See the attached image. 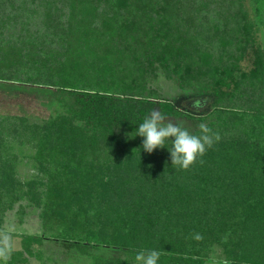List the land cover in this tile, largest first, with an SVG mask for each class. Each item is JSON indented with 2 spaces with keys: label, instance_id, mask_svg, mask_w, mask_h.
<instances>
[{
  "label": "trees",
  "instance_id": "16d2710c",
  "mask_svg": "<svg viewBox=\"0 0 264 264\" xmlns=\"http://www.w3.org/2000/svg\"><path fill=\"white\" fill-rule=\"evenodd\" d=\"M263 9L264 0H0V83L52 90L61 106L38 121L0 113V231L19 205L38 210L43 229L7 264H28L44 235L124 257L94 264H136L147 250L161 252L158 264H264ZM160 73L195 95L194 110L158 95ZM153 108L194 134L205 123L219 140L188 169L173 166L170 139L149 154L136 136ZM24 148L33 170L22 177Z\"/></svg>",
  "mask_w": 264,
  "mask_h": 264
},
{
  "label": "rangeland",
  "instance_id": "374dc122",
  "mask_svg": "<svg viewBox=\"0 0 264 264\" xmlns=\"http://www.w3.org/2000/svg\"><path fill=\"white\" fill-rule=\"evenodd\" d=\"M7 10H9L8 7ZM262 20L264 21V9L262 12ZM261 27L263 30L259 39L264 45V25ZM20 30L18 29V31ZM18 31L16 34L20 36V33L22 32L21 36L28 39V34L24 28L20 32ZM249 65V61L245 63V66ZM151 85L156 89L161 98L170 99L180 107L183 106L194 110V108L190 106L189 101L192 100L195 95L182 91L173 81L165 78L161 73L151 82ZM208 105L209 104L206 103L205 106H201V108L198 109V112L204 111ZM59 107L61 106L58 103L56 104V95L52 90L33 88L21 84L9 85L0 83V113L6 108H11L12 110L17 108V113L20 115H26L33 120L35 119L38 121L46 118L49 114H52L53 111L59 109ZM8 112L11 111L8 110ZM168 119L178 122L182 127L188 129L193 127L191 123L184 120L172 117H168ZM20 154L21 152H17V155L21 158ZM25 154L26 157L24 158V161L19 160L20 164L18 165V170L22 177L29 175L33 170V163L29 158L33 153H31L28 148H24L22 155ZM19 207L20 205L17 206L15 211L7 214L5 224L1 230L4 232H10L14 243L13 252L23 250L22 240L24 236L43 235L38 210L28 208L24 215L20 214L21 211L19 210ZM44 238L45 240L42 245L33 247L35 257L29 258L28 264H94L95 260L98 258L113 260L119 257L124 258L120 252L111 248H101L98 251L90 249L89 254H86L67 243L54 241L47 235H44Z\"/></svg>",
  "mask_w": 264,
  "mask_h": 264
},
{
  "label": "clouds",
  "instance_id": "9594fccd",
  "mask_svg": "<svg viewBox=\"0 0 264 264\" xmlns=\"http://www.w3.org/2000/svg\"><path fill=\"white\" fill-rule=\"evenodd\" d=\"M198 128L199 134H194L178 122L168 119L159 108H153L139 124L136 136L144 138L142 148L149 154L157 148H164L165 142L170 139L172 165L186 170L219 140V134L213 133L205 123H200ZM194 238L202 239L199 234ZM13 249L14 243L10 232L0 231V261H3V264H7ZM160 256L161 252L158 250L140 251L136 254L135 261L136 264H158ZM224 264H228V261Z\"/></svg>",
  "mask_w": 264,
  "mask_h": 264
}]
</instances>
